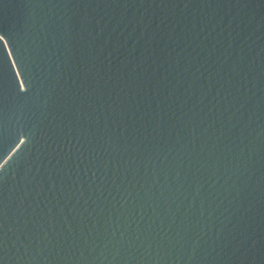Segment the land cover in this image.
I'll use <instances>...</instances> for the list:
<instances>
[{
	"label": "water",
	"instance_id": "95a60500",
	"mask_svg": "<svg viewBox=\"0 0 264 264\" xmlns=\"http://www.w3.org/2000/svg\"><path fill=\"white\" fill-rule=\"evenodd\" d=\"M0 264H264V0H0Z\"/></svg>",
	"mask_w": 264,
	"mask_h": 264
},
{
	"label": "snow or ice",
	"instance_id": "6c2138e0",
	"mask_svg": "<svg viewBox=\"0 0 264 264\" xmlns=\"http://www.w3.org/2000/svg\"><path fill=\"white\" fill-rule=\"evenodd\" d=\"M4 39H5L4 36L0 35V41H4ZM2 211H3L2 204H0V214H2ZM3 244H4L3 235L0 234V248L3 247Z\"/></svg>",
	"mask_w": 264,
	"mask_h": 264
}]
</instances>
